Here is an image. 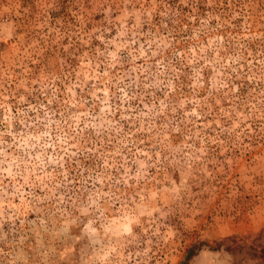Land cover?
Instances as JSON below:
<instances>
[{
	"label": "rangeland",
	"instance_id": "1",
	"mask_svg": "<svg viewBox=\"0 0 264 264\" xmlns=\"http://www.w3.org/2000/svg\"><path fill=\"white\" fill-rule=\"evenodd\" d=\"M191 4L204 13L176 32L155 25ZM78 153L117 173L63 207L54 168L65 180ZM261 249L264 0H0V264H264Z\"/></svg>",
	"mask_w": 264,
	"mask_h": 264
},
{
	"label": "trees",
	"instance_id": "2",
	"mask_svg": "<svg viewBox=\"0 0 264 264\" xmlns=\"http://www.w3.org/2000/svg\"><path fill=\"white\" fill-rule=\"evenodd\" d=\"M190 7H179V13H176V7L172 6L170 7L169 13L167 15V17L161 18L159 16H155L154 20H155V25L160 29H163V25L166 27H169L170 29H173V31H175V28H178L179 24H181V20H186V17L183 18L184 14H193L195 15V17L197 15L203 14L204 13V8L203 6L200 5H189ZM185 14V15H186ZM181 15H182V19H181ZM163 24V25H162ZM186 25H189V22L185 23ZM225 29V28H224ZM177 30V29H176ZM176 32V31H175ZM237 34H234V36H236ZM176 34L174 33L172 35V38L175 39ZM236 38H241V37H236ZM224 40H228L231 41V39H229V36L226 35V37L224 38ZM227 41V42H228ZM242 42V45L240 47V49H246L247 47H249L250 49H252L253 47H255L256 44V40H248V39H242L240 40ZM173 45V43H172ZM180 69H182V67H179ZM206 67H202L201 68V74L202 77H205V74L207 73ZM151 73H148L147 77L150 75ZM172 76H177L176 73H171ZM180 76V74L178 75ZM177 76V77H178ZM142 78V75L139 74L138 75V79ZM184 78L185 77H178V79H173L174 80V84L175 86H177L179 92H183L185 91V82H184ZM139 87H137L138 89H141L142 85V80L140 79V81L138 82ZM142 85V86H141ZM139 90H136V92H138ZM202 94V93H200ZM137 96V94H136ZM135 96V97H136ZM127 129H129L130 127H126ZM143 135H145L144 133H140V136L142 137ZM134 136H137V134H134ZM174 137V140H176L179 137V134H173L172 135ZM106 144V143H105ZM135 142H132L131 145L128 147L127 151H132L134 149V145ZM130 153V152H126ZM78 163L73 161V162H65V169L67 172V177L65 180L60 179L59 175H57V173L55 171H57L59 168H54V173H53V179L51 180L53 181H60L61 183V187L59 188L58 192L62 194V197L64 198V203H62L61 205H63V207H67L68 203L71 202V200H78L82 195H84L85 190H96L101 188V184L98 182H95L94 177L96 176L95 174L97 173L99 176H103L105 177L106 173L108 171L113 172L114 175H116L117 173V167H112L110 170L107 166H103L101 165V161L98 163L97 167L93 168H88L89 166H92L91 162L93 161L92 159V155L90 153H86V156H83V154L78 153ZM80 165L82 167H84L83 169L80 168ZM81 169V170H80ZM92 169V170H91ZM56 173V174H55ZM94 174V176H93ZM108 185V181H106L104 183V188ZM88 187V188H87ZM54 202V201H51ZM52 203H49V205H51ZM220 246V243L217 244V246H215L214 248H217ZM233 247H237L236 245H233ZM226 250L228 251H232L233 249H231L230 247L226 246ZM264 253V249H261ZM262 253V255H263ZM194 254V252L189 249L187 251V253L185 254L184 259H188L189 257H191Z\"/></svg>",
	"mask_w": 264,
	"mask_h": 264
}]
</instances>
